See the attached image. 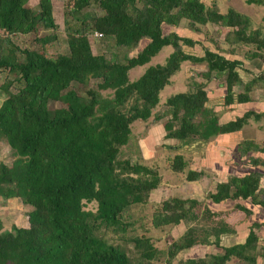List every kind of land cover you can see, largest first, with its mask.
Returning <instances> with one entry per match:
<instances>
[{"label":"trees","instance_id":"1","mask_svg":"<svg viewBox=\"0 0 264 264\" xmlns=\"http://www.w3.org/2000/svg\"><path fill=\"white\" fill-rule=\"evenodd\" d=\"M93 1L102 10L96 16L86 10ZM247 1L264 6V0ZM26 2L0 0V72L6 79L0 87L7 95L0 104V138L6 140L15 156L11 164L0 161V195L19 196L31 207L26 227L13 224L5 229L0 217V264H146L159 258L158 248L149 237L133 238L139 259L106 238L109 229L118 234L133 225L130 220L124 221L126 211L133 204L147 202L160 182L156 169L118 158L120 147L128 143L132 123L152 115L161 101V91L173 84L172 78L186 61L206 62L209 69L204 75L227 74L226 104L234 102L233 89L242 82L241 60L227 57L220 49L204 48V56L190 54L180 42L191 47L200 42L175 32L165 33L162 23L181 26L185 21L184 28L196 33L202 26L220 23L232 28L224 36L231 54L236 52L233 46L255 43L252 57L264 58L262 25L251 28V20L243 12L230 7L223 13L215 4L207 5L202 0H71L64 5L65 15L75 21L72 25L67 18L65 21L68 51L49 55L46 46L58 38L55 33L35 36L25 46L13 39L39 29H57L51 0H39L37 10ZM261 20L264 23V14ZM93 32L114 38L118 45L141 43V47L125 60L117 55L94 54L89 39ZM167 45L173 50L164 62L151 64L138 79H130L131 68L148 63ZM258 79L264 80V73ZM92 80L96 87L77 89ZM253 81L246 82V88L254 87ZM194 87V91L177 93L166 100L172 114L165 123L167 138L208 140L216 134L239 131L252 113L256 117L262 114L248 110L224 124L214 116L195 122L206 109L208 96L205 83L196 82ZM108 88L113 94L102 95ZM247 99L248 94L238 96L240 102ZM52 102L60 105L52 107ZM214 121L219 125L211 127ZM203 124L207 129L202 131ZM253 145L248 140L242 152L250 148L264 152V146ZM252 161L255 165L263 163L258 157ZM169 166L183 173L188 163L182 155H175ZM199 175L187 170L186 179L196 180ZM261 176L256 169L232 176L218 183L210 198L220 203L250 197L264 206ZM91 202L97 203L95 211L87 209ZM235 212L244 219L251 209L239 204ZM206 214L226 217L195 198L163 200L154 219L156 226L199 221L172 243L168 263L181 251L200 245L221 246L222 251L187 258L184 264H228L234 258L243 264H257L258 256H264L263 249L259 252L262 243L258 233L264 221L252 222L244 243L222 246V235L232 233L235 224L220 220L209 229L210 234L199 225L201 218H210Z\"/></svg>","mask_w":264,"mask_h":264},{"label":"rangeland","instance_id":"2","mask_svg":"<svg viewBox=\"0 0 264 264\" xmlns=\"http://www.w3.org/2000/svg\"><path fill=\"white\" fill-rule=\"evenodd\" d=\"M207 2L209 5L212 4L213 0H202ZM66 2H71V0H51L52 3V12L54 21L57 24V29H39L36 33H27L22 35L14 36L13 39L19 43L21 46H25L26 44L33 42V37L39 36L46 33H55L58 38L53 40L51 44L46 46V52L49 55H55L57 53H63L68 51L67 50V43H66V18L68 19L69 24H75V21L71 19L68 15H65L64 5ZM39 0H27L26 5L30 6L31 9L37 10ZM217 6L219 7V11L226 13L228 8L233 7L236 10H239L249 16L251 28H257L262 25L261 29L264 31V23L261 20L262 15L264 14V6L258 5L256 3H250L247 0H216ZM87 13L96 16L101 13V8L95 4L93 1L91 5L87 8ZM85 11V10H83ZM186 22L182 21L181 26H174L170 25L167 22L162 23V29L165 33H172L175 32L179 36H186L191 38L194 41L200 42V44H195L194 46H188L186 44H182L183 50L187 51L190 54H194L197 56H204L206 49H220L221 53L226 55L227 57L238 59L242 61L241 64V76L242 82L238 83L234 89L235 91H242L243 88H246V82H252L254 87L252 88H264V80L258 79L255 80L256 77H259L261 73H264V58L261 56L252 57V46L257 47L255 43L253 44H240L239 46H233L236 50L235 53L231 54L229 52V45L224 41V36L227 32L231 31V27L220 25V23H210L208 25L202 26L201 32L196 33L192 30L186 29L185 27ZM261 24V25H260ZM208 35H207V33ZM90 43L92 52L94 54L103 53L108 57L117 55L121 60H125L126 57H130L136 54L137 50L141 47V43L138 46H126V45H118L115 43L114 38L104 37L101 33L93 32L90 37ZM140 42L143 43L142 40ZM38 47L35 45V48ZM216 47V48H215ZM173 48L169 45L163 46L160 49V52L155 55L148 63L144 65H138L130 69L129 76L131 80L138 79L147 69V67L151 64H156L159 62H164L168 55L171 54ZM208 64L204 63H195L193 61H186L182 65V69L172 78L173 84L166 85L165 88L161 91V98L160 103L153 109L152 115L147 119L138 118L132 123V133L130 135V139L128 143L122 145L120 148V153L118 154V158L124 159L129 158L131 162H139L141 164H145L150 166L153 169H156L160 176V182L156 188L151 190L149 199L147 202L136 203L131 205L125 213L124 221L130 220L133 222V225H130L126 231L122 232L121 230L117 234L112 230L106 231V238L109 241H113L116 244L121 245L124 249H126L129 254L139 259V252L136 250L135 242L133 238L135 236H143L151 238V241L154 245L158 248V252L160 254L157 255L159 258H155L153 260L147 261L146 264H184L183 261L190 257H203L208 252L217 253L222 251L221 246L217 245H200L198 247H194L195 251L193 250H183L181 251L177 257H175L171 263H168L167 259L169 257V249H171L172 243L181 237L183 233H185L189 226L195 225L199 221H182L179 225L170 224L167 226H156L154 223V219L159 214V210L161 208L162 202L168 198L178 197L181 199L184 198H191V196L199 195L200 201L210 202V194L214 191L216 192L217 189L214 188L213 181H227L233 175H240L241 173L245 172L247 169H251L254 167L259 166L258 170L264 168V152L252 148L249 152H242L243 148L247 145L248 140H254L257 142L258 147L264 146V118L259 120H254L252 125H246L244 129V133L237 136L238 138L235 139V145H231L228 147V150L221 149L218 147V144L214 146L215 151H223L220 155H216L218 160L222 165L227 167L224 174L219 175L216 177V174L211 173V168H208L202 173L205 175L201 180V183L193 188L192 186L187 190L182 185V180L184 179V175L178 172H174L170 169L169 164L171 163L173 157H168V155H172L168 152L171 149L167 147L169 145H174L177 142L172 140L166 139V135L168 131L166 130L165 123L168 122L172 114L169 112V107L167 105L166 100L168 97L182 92L185 89H191L194 91L195 87L194 84L196 82L205 83V88L210 89L212 91V96L219 92H223V89H227L226 83V73H217L211 72L209 75H204L208 73ZM239 69V68H238ZM258 74V75H257ZM8 79V78H7ZM4 74L0 72V86L5 81ZM89 87H96V81H90L89 84L86 86H79L77 89H81L85 91ZM204 88V90H205ZM13 90H17L18 88L12 86ZM2 87H0V104L3 102L4 98L7 95L2 92ZM188 91V90H187ZM190 91V90H189ZM206 91V90H205ZM102 95L107 96L113 94V89H103ZM7 94V93H6ZM223 95V94H221ZM211 96V97H212ZM262 95H260L261 97ZM219 96L215 95L212 100V104L218 103L219 101H215ZM60 105L59 102H52L51 106H58ZM231 108H225L222 114V120L227 119L229 117V111ZM239 112L243 113L242 111L238 110ZM231 113V112H230ZM156 114H160L159 118H155ZM236 114L233 113L232 115ZM206 115V116H205ZM264 115V114H263ZM199 121H206L211 116L213 118H218L217 114L208 111V109L202 110L199 115ZM253 117V115H252ZM219 119V118H218ZM215 123L211 122V127L216 126L218 122L214 121ZM210 123V122H209ZM219 125V124H218ZM200 126V125H199ZM207 125L203 124L200 130H206ZM210 131V130H209ZM252 137V138H250ZM237 143V144H236ZM236 146V147H235ZM210 146H208V149ZM220 149V150H219ZM164 150H167L166 153ZM197 150H199L197 148ZM214 151V153H215ZM213 153V154H214ZM252 154L258 156L260 160L263 162L260 165L253 164L251 161L254 157ZM213 156V155H212ZM14 155L12 153V149L10 145L6 142L4 138H0V161H3L7 164H11ZM252 164L254 166H252ZM251 165V166H250ZM249 167V168H248ZM217 169V167H216ZM218 168L217 170H219ZM220 171V170H219ZM222 171V170H221ZM263 173V171H260ZM227 179H226V178ZM215 178V180H214ZM208 179L210 181L207 184ZM167 181V182H166ZM174 182V183H172ZM176 183V184H175ZM264 183V181H263ZM176 185V186H175ZM195 192V193H194ZM200 193V194H198ZM202 196V197H200ZM198 198V196H197ZM210 200V201H209ZM261 208V207H260ZM87 209H91L95 211L97 209V203L91 202L87 205ZM31 210V207L26 205L24 201L19 196H12L6 197L4 195H0V217L4 221V228L9 229L12 227L13 224H17L19 226L26 227L29 225L28 222V213ZM205 215V214H204ZM208 214L206 217L208 218ZM260 216V215H259ZM210 217V216H209ZM261 217V216H260ZM259 217V218H260ZM214 219V220H213ZM242 219L241 216H238L236 213H227L226 217L222 216V218H218L215 216L214 218H208L205 221H202L201 218V225L202 227L207 228L208 230L215 226L218 221L222 220L224 222H232L237 227ZM264 221V220H262ZM244 223V222H243ZM200 226V227H201ZM201 230V228H200ZM261 230V229H260ZM258 230V231H260ZM201 231H204L202 229ZM263 231V229H262ZM211 234V231H207ZM247 232V231H246ZM211 239H215V236H211ZM236 242V238L233 235L230 237L226 235H222L221 244L222 246H231L233 243ZM260 251L264 250V245L259 247ZM261 256V255H260ZM259 256V257H260ZM258 257V258H259ZM228 264H243L238 262L236 258H234ZM257 264H264V256H261L258 259Z\"/></svg>","mask_w":264,"mask_h":264},{"label":"crops","instance_id":"3","mask_svg":"<svg viewBox=\"0 0 264 264\" xmlns=\"http://www.w3.org/2000/svg\"><path fill=\"white\" fill-rule=\"evenodd\" d=\"M205 3L207 5H209L207 2H205ZM212 3L217 6L216 0H213ZM261 7H263V6H261ZM187 90L189 91L191 89H185V90H182V92H187ZM205 90H206L207 96H208V101L206 102L205 107L208 110H210V111H212V112L217 114V116L219 118V120H218L219 124H224V123H227L229 121L236 120L237 118L242 117L243 114L246 111H248V110H253V111L257 112V113H262V114H261V116L256 117V115L254 113H252L253 117L251 115V117H249L247 122L244 124V127L241 130H239V131L229 132V133H222V134H216L214 136H211L208 140L199 139V138L195 137L194 139H192L189 142H187V141H181V140L176 139V138H167L166 137V139H169V140H172L174 142H177L176 144L169 145L167 147L168 149H171L169 152L167 150H164L166 153L168 152V154H170V153L172 154V155H168V157H174L175 155H182L184 157V160L187 161V163H188V166L185 169V171L183 173H181V174H183L185 176L181 183H182L183 187L186 188L187 190L191 186L193 188H196V186H198L201 183V180L203 179V177H205V175L202 173L203 169L205 171L206 169L211 168V170H212L211 173L216 174L217 175L216 177H218L221 174H224V172L226 171L227 167L222 165L220 161H216V160H218L217 158L214 159V157H217L216 155H218V154L220 155V153L223 152V151H217L216 152L214 146H216L218 144L219 148L228 150L229 146L235 145L234 143L236 142L235 139L238 138L237 136H239L240 134L244 133V129H246L245 128L246 125L250 126V125H252L254 120H259V122H260V119L264 118V115H263L264 114V88H243L242 91H238V92H237V90L235 91V89H233V93L235 95V100L231 104H226L225 103V96L227 95V89H223L222 93L219 92V93L215 94V95L219 96L215 100V101H219V102L215 103V105L212 104V102H214L212 100V98L215 95L212 96L213 93H212V91L210 89L205 88ZM242 93L243 94H248L249 95V99L244 100L243 102H240L238 100V96L240 94H242ZM221 94H223V95H221ZM260 95H262V96L260 97ZM225 108H227V109L231 108V109L228 112L229 113V115H228L229 117H227V119H225V120H222V114H225V112H223V110ZM238 110L242 111L243 113L239 112ZM235 112H236V114L232 115ZM199 115L200 114H198L196 116L195 122H200L199 119H198L200 117ZM249 126H246V127H249ZM250 138H252V137H250ZM249 141H251L252 144H254V145H256V143H257V142H255L254 140H251V139ZM208 146H210L209 149H208ZM197 148L199 150H197ZM250 150H253V149L252 148L247 149L245 152H249ZM214 151H215V153H214ZM252 157L255 158V157H258V156H255L254 154H252ZM257 165L261 166V163H258ZM252 166H254V165L252 164ZM216 167H217V169L220 168L219 169L220 171L217 170ZM258 168H259V166L251 168V169H247L245 172L241 173L240 175H233V176H243V175H245L246 173H248L251 170H254V169L258 170ZM187 170L196 171V172L200 173V175H199V177L196 180L189 181V180L186 179ZM259 171H263L261 179H260V184H261L262 187H264V183H263V181H264V168H261V170H259ZM178 173H180V172H178ZM214 180H215V178H214ZM220 182H226V181L225 180L224 181H216V180L213 181V184L215 185L214 186L215 189H216V185L218 183H220ZM172 183H174V182H172ZM209 183H210V181L208 179L207 184H209ZM198 194H200V193H198ZM197 196H198V198H197ZM197 196H193L192 195L191 198H195V199L201 200L199 198V195H197ZM200 197H202V196H200ZM210 200H211V203L210 202H205V204L213 212H222V213H225V214H227V213H236V214H238V212H235V211H237V207H238L239 204H243L246 207L248 206L251 209V213L248 215V217L241 220L244 223L242 222L239 225H237V227L235 226V229H234V231L232 233L226 234L227 237L228 236L230 237V235H233L236 238V242L233 243L232 245L239 244V243H244L246 241V239H247V237L249 235L250 226H251L253 221H255V220H260V221L264 220V206H262V205H260L258 203H254L250 197H248L247 199L241 198V199H237V200L227 199V200L222 201L220 203H215L211 198H210ZM262 229H263V231H262ZM258 233L260 235V242L262 244H264V226L261 227V230L258 231ZM192 250L195 251V249H192ZM260 257L258 259H260Z\"/></svg>","mask_w":264,"mask_h":264}]
</instances>
